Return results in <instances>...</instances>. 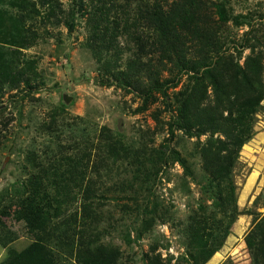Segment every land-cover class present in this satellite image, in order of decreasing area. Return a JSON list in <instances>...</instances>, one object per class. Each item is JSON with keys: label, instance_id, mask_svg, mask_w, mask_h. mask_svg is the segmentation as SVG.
Returning a JSON list of instances; mask_svg holds the SVG:
<instances>
[{"label": "trees", "instance_id": "trees-1", "mask_svg": "<svg viewBox=\"0 0 264 264\" xmlns=\"http://www.w3.org/2000/svg\"><path fill=\"white\" fill-rule=\"evenodd\" d=\"M73 1L85 17V45L105 78L99 82L135 92L142 99V110L156 101V93L169 97L167 89L184 77L170 100L174 115L168 123L169 135L178 129L196 138L206 177L201 189L211 202L188 215L183 227L185 257L174 264H206L223 246L239 214L232 172L242 146L254 134L255 116L264 100V43L247 31L239 40L231 37L228 22L240 26L246 19L228 13V0H139L133 13L125 6L127 1ZM40 4L46 7L44 13L34 0H0V104L6 93L36 89L40 81L35 60L23 52L40 37L29 21L44 14L47 20L63 21L68 31L74 28V12H65L58 0ZM121 36L133 43L125 58ZM244 49L249 52L240 62ZM152 115L158 119L156 111ZM100 132L104 154L99 164L107 157L115 163L131 153L108 128ZM84 148L81 155L35 165L11 213L32 240L21 250L9 247L0 264H123L117 248L96 243L82 231L73 237L68 230L69 221L87 224L95 218V181L86 176L91 150L86 143ZM137 154L134 151L133 157ZM150 161L152 171L146 164ZM169 161L178 162L192 176L186 158L162 144L138 160L134 173H159ZM98 163L92 162L90 168L98 171ZM74 202L78 206L71 212ZM18 237L0 218V244L7 247ZM244 242L248 264H264V215L254 218ZM153 252L143 264H172Z\"/></svg>", "mask_w": 264, "mask_h": 264}, {"label": "rangeland", "instance_id": "rangeland-1", "mask_svg": "<svg viewBox=\"0 0 264 264\" xmlns=\"http://www.w3.org/2000/svg\"><path fill=\"white\" fill-rule=\"evenodd\" d=\"M34 1L39 12L44 13L46 7L40 4L41 0ZM123 1H127L125 6L130 13L139 2L118 0ZM58 3L65 12H74L73 30L68 31L66 24L54 17L43 18L44 14L29 21L40 37L23 52L35 60L40 81L36 89L6 93L0 104V218L19 235L7 247L0 244V261L6 258L9 247L21 250L32 240L23 223L11 213L23 195L25 180L37 169L35 165L81 155L86 143L91 150L86 176L95 181V218L88 219L87 224L69 221L71 235L77 237L82 231L96 243L117 248L123 264H143L152 250L160 253L163 261L181 262L185 257L183 227L187 217L198 205L207 207L211 202L201 189L206 177L200 167L196 138L178 129L171 138L169 135L168 123L174 115L170 100L184 77L167 89L169 97L156 93V101L141 110L138 94L116 83L99 82L105 78L85 45V17L76 10L75 1ZM227 10L232 17L242 15L246 19L240 26L228 22L232 38L239 40L247 31L256 33L264 43V0H228ZM128 39L120 37L126 50L124 58L131 49L128 45H133ZM248 52L242 51L240 62ZM154 111L158 113L157 120L152 115ZM102 127L108 128L131 153L115 163L107 157L99 164L98 159L104 154ZM161 144L186 158L192 176L176 161H169L159 173H134L138 160L153 147L161 149ZM134 151L138 154L133 157ZM92 162L98 163V171L93 170V165L90 168ZM152 162L146 163L150 171L155 169L150 166ZM232 173L239 214L223 246L206 264L250 261L244 237L254 218L264 215V100L255 116L254 134L242 146ZM77 203L70 205L71 212Z\"/></svg>", "mask_w": 264, "mask_h": 264}, {"label": "water", "instance_id": "water-1", "mask_svg": "<svg viewBox=\"0 0 264 264\" xmlns=\"http://www.w3.org/2000/svg\"><path fill=\"white\" fill-rule=\"evenodd\" d=\"M70 97H67V99H69Z\"/></svg>", "mask_w": 264, "mask_h": 264}]
</instances>
